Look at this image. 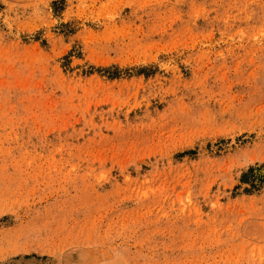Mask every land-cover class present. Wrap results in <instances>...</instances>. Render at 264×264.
Wrapping results in <instances>:
<instances>
[{
  "label": "rangeland",
  "instance_id": "obj_1",
  "mask_svg": "<svg viewBox=\"0 0 264 264\" xmlns=\"http://www.w3.org/2000/svg\"><path fill=\"white\" fill-rule=\"evenodd\" d=\"M262 180L264 0H0V264H264Z\"/></svg>",
  "mask_w": 264,
  "mask_h": 264
},
{
  "label": "trees",
  "instance_id": "obj_2",
  "mask_svg": "<svg viewBox=\"0 0 264 264\" xmlns=\"http://www.w3.org/2000/svg\"><path fill=\"white\" fill-rule=\"evenodd\" d=\"M249 176H252V171L250 170L249 173H244L242 175L241 181L246 182L249 179ZM250 181V180H248ZM262 183H264V180H262Z\"/></svg>",
  "mask_w": 264,
  "mask_h": 264
}]
</instances>
